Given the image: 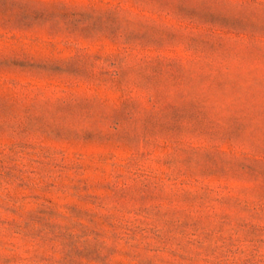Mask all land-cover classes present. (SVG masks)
<instances>
[{"label":"rangeland","instance_id":"374dc122","mask_svg":"<svg viewBox=\"0 0 264 264\" xmlns=\"http://www.w3.org/2000/svg\"><path fill=\"white\" fill-rule=\"evenodd\" d=\"M0 264H264V0H0Z\"/></svg>","mask_w":264,"mask_h":264}]
</instances>
